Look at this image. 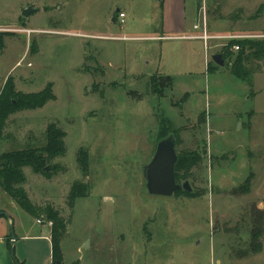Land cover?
Instances as JSON below:
<instances>
[{"label":"rangeland","instance_id":"374dc122","mask_svg":"<svg viewBox=\"0 0 264 264\" xmlns=\"http://www.w3.org/2000/svg\"><path fill=\"white\" fill-rule=\"evenodd\" d=\"M160 1L0 0V97L8 77L24 93L52 82L57 96L42 108H11L0 156L41 148L51 122L66 132L50 176L26 166L21 184L33 202L71 218L63 264H264V58L245 63L243 80L231 71L228 46L264 39V0H188V25L200 26L192 32L210 37L207 62L205 40L131 38L158 32ZM30 6L36 11L24 17ZM119 9L125 21L113 23ZM217 53L224 66L213 61ZM151 77H160L157 92ZM159 117L173 122L180 157L201 152L189 178L201 196L149 193L143 166L156 150ZM80 148L89 152L87 177ZM76 181L90 192L70 209ZM0 208L33 233L48 230L1 184ZM14 245L16 264H49L42 243Z\"/></svg>","mask_w":264,"mask_h":264},{"label":"trees","instance_id":"16d2710c","mask_svg":"<svg viewBox=\"0 0 264 264\" xmlns=\"http://www.w3.org/2000/svg\"><path fill=\"white\" fill-rule=\"evenodd\" d=\"M117 15H119L118 12H115V17ZM5 34L6 33H0L1 50L6 46L4 39ZM235 45H238L239 49L237 51H231V54H235V59L231 64V71L237 75V77L246 80L249 77L250 72L245 63L253 58H264V39L233 40L228 46L234 47ZM210 68H212L211 63H209V69ZM165 77H167V80H170L171 84L174 83L173 77ZM159 79L153 77L152 88L154 91L156 90L155 87L157 88ZM53 86L54 84L49 82L41 92L24 93L16 91L15 82L11 77H8L2 96L0 97V136H2L3 129L6 126V122L12 112L11 108L13 106L20 109L42 108L49 101L57 99V96L52 90ZM14 98L17 99V102L14 101ZM170 133H174L176 136V129L174 128L173 122L166 117H159L158 141ZM65 137L66 132L58 125V123L51 122L46 129V143L41 148L27 147L22 150L6 152L0 156V184L4 191L7 192L21 208L28 211L31 215L38 219L42 217L45 221L53 222L51 226L52 264H63L61 242L67 232L71 218L63 216L61 211L55 208L52 203L37 204L33 202L27 190L21 184L26 180L23 170L26 166L31 167L35 173H44L45 175L50 176L52 171L50 170L51 167L48 166L51 159L63 156L66 153L67 148ZM176 140L178 143L177 136ZM77 160L84 177H87L90 172L88 150L80 148ZM201 162V152H195L192 155L189 154L187 157H180L178 154V161L175 167L177 181L181 183V181L189 179L192 175L193 169ZM247 184H249V179L246 181V184L242 186L243 190H248V187H246ZM89 192L90 186L88 183L76 181L72 185L71 191L67 197L70 209L75 207L78 198L88 196ZM174 195L190 198L201 196L199 192H185L183 190L177 191ZM257 233V230L254 231L253 238H257ZM72 264H79V262Z\"/></svg>","mask_w":264,"mask_h":264},{"label":"crops","instance_id":"0c3cea01","mask_svg":"<svg viewBox=\"0 0 264 264\" xmlns=\"http://www.w3.org/2000/svg\"><path fill=\"white\" fill-rule=\"evenodd\" d=\"M200 3V2H199ZM197 4L196 11L194 14H197V8L199 6ZM188 0H161L160 8H161V28H159L158 32L152 34V36H138L131 37L132 39H149V40H168V39H187V40H203L202 37L196 32H192L195 29V25H197V21L194 22L193 27L188 25ZM124 12V10H118ZM111 11L110 15L113 23L120 22L119 15L115 17V12ZM126 14V13H125ZM159 23V24H160ZM171 33H176L171 34ZM117 38L116 36H112ZM204 41V40H203ZM204 46L206 49V62L208 61V45H206L204 41ZM163 76H170L168 74H164ZM153 78V77H151ZM0 211H5L4 208H0ZM10 215V214H9ZM8 218L4 215H0V264H16L15 260V251L12 253V247L15 243L22 242V247L25 249L29 244V248H35V245L38 243H42L46 246L48 251V259L49 264H52V241H51V226L48 225V230L40 229L39 233H33V229L31 226L27 227L23 223L17 224L14 221V218L10 216ZM15 225V241L14 244L11 238V224ZM38 222V221H37ZM15 246V245H14ZM27 258L24 260V264L26 263ZM51 262V263H50ZM22 263V264H23Z\"/></svg>","mask_w":264,"mask_h":264},{"label":"water","instance_id":"95a60500","mask_svg":"<svg viewBox=\"0 0 264 264\" xmlns=\"http://www.w3.org/2000/svg\"><path fill=\"white\" fill-rule=\"evenodd\" d=\"M36 9L32 6L24 9L23 16L29 17ZM212 59L220 66L225 65V60L221 53L213 54ZM177 140L174 133L160 139L157 143L155 153L151 161L143 166V174L146 180V187L150 194L155 196H173L177 191L193 192L194 188L189 179L179 183L176 178V163L178 161ZM0 215L11 218L5 211H0ZM12 242L15 241L14 224H11ZM85 247L89 243H85ZM14 253V247H12Z\"/></svg>","mask_w":264,"mask_h":264},{"label":"built area","instance_id":"2783aa9c","mask_svg":"<svg viewBox=\"0 0 264 264\" xmlns=\"http://www.w3.org/2000/svg\"><path fill=\"white\" fill-rule=\"evenodd\" d=\"M125 17H126V14H125L124 12H120V13H119V19H120V22H121V23H123V22L125 21ZM199 27H200V26H199L198 24L195 25V28H199ZM201 37H202L203 40H205L206 45H208V39H209L210 37H209V35H208V33H207L206 30L204 31V34L201 35ZM238 49H239V46H238V45H235V46H234V50L237 51ZM37 221H38L39 223H42V220H41V219H37ZM46 222H47V224H48L49 226H52V224H53L52 221H46Z\"/></svg>","mask_w":264,"mask_h":264}]
</instances>
